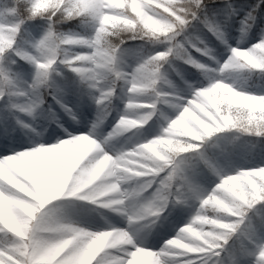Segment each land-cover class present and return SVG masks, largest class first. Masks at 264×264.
<instances>
[{
    "label": "snow or ice",
    "instance_id": "1",
    "mask_svg": "<svg viewBox=\"0 0 264 264\" xmlns=\"http://www.w3.org/2000/svg\"><path fill=\"white\" fill-rule=\"evenodd\" d=\"M117 20L131 35L113 42ZM239 67L264 74V0H0V264H264V160L229 167L206 139L264 136V87L225 77ZM135 100L149 118L157 101L172 112L117 148L113 125ZM22 113L47 131L22 134ZM177 125L186 135L172 143ZM78 201L127 224L76 219ZM166 222L175 231L156 246Z\"/></svg>",
    "mask_w": 264,
    "mask_h": 264
},
{
    "label": "trees",
    "instance_id": "2",
    "mask_svg": "<svg viewBox=\"0 0 264 264\" xmlns=\"http://www.w3.org/2000/svg\"><path fill=\"white\" fill-rule=\"evenodd\" d=\"M235 3H245L250 4L252 0H234ZM242 15V13H241ZM235 24L238 25L239 20L234 21ZM255 27V26H254ZM235 30V28L233 29ZM258 29H256L257 31ZM256 31L252 33L255 34ZM214 54H217L218 57L220 54V48H216L214 50ZM211 58V56L207 57ZM264 80V76L260 79V81ZM168 86H165V90H167ZM147 107V106H144ZM172 110V105L165 104L163 101H157V111L154 112L153 116L149 118V120L142 126H136V129H140V134L143 136H151L157 133L160 129L161 124L163 123V118L158 119V114L160 111L170 112ZM27 116V114H23ZM113 115H115V109L113 110ZM30 119V118H29ZM112 118L110 117L107 122L104 124L105 131L111 127ZM28 123L32 124V120H28L24 126L22 132L31 134L35 129V126L32 129L28 128ZM20 126V125H19ZM88 125L85 124L84 127ZM135 131V129H130L127 132L120 134L118 137L112 138L113 143L117 148H119L122 144H125V137L129 135V133ZM208 143L211 145V150L214 153H220L222 158L234 160L236 157V147L240 143H245L252 147H255V153L252 154L255 158L264 159V136H257L255 133H243L237 130H220L218 133H213L210 137L206 138ZM131 141H128L130 144ZM260 150V151H259ZM103 206H97L92 202L78 201L76 204L70 207V212L74 216V218L85 221L87 223L96 224L100 223L96 219L97 208H102ZM251 211V210H250ZM191 212L190 208H184L183 212L175 219L174 225L179 226V221L182 219H187ZM210 214V213H209ZM173 225H169L166 222L165 228L175 227ZM2 239V237H0Z\"/></svg>",
    "mask_w": 264,
    "mask_h": 264
},
{
    "label": "clouds",
    "instance_id": "3",
    "mask_svg": "<svg viewBox=\"0 0 264 264\" xmlns=\"http://www.w3.org/2000/svg\"><path fill=\"white\" fill-rule=\"evenodd\" d=\"M136 30L137 32H142V26L140 24L136 25ZM108 32L110 33L109 40L113 42H119L121 39L126 38L127 36L131 35L129 32L127 25L120 21L117 20L116 22L112 23L109 28ZM242 53L244 50H241ZM240 59L242 57H237L236 58V63H239ZM244 69L243 67L236 68L235 70H241ZM225 77L228 79L229 77H232V81L235 82L237 86H241L240 80L237 76H234L233 73L227 72L225 73ZM143 79V77H141ZM123 83V81L121 82ZM152 83H155L153 81ZM227 87V86H225ZM141 88L145 91V94L149 93L151 91V84H142ZM129 91H131V88H129ZM108 103L110 104L111 101L109 100ZM144 101L142 100H135V101H126L125 102V107H128L129 105L133 106V110L127 114H123L120 116V118L116 121L115 125H113L114 131V137H118L120 134H123L127 132L130 129H135V131L129 133V135H134L138 129H136V126L144 124L146 120L149 118L148 115L139 107L142 105ZM107 107V105H105ZM103 110V109H101ZM234 112L237 113L238 117L243 120L244 113L240 109H234ZM97 113H93V116L96 117ZM35 126L36 131H47V125L43 122V117L39 116L37 114L36 116L33 117L32 124L28 126L29 129H32ZM186 135L185 130L181 125H177L176 127L173 128V130L169 133V136L171 137V142L176 143V142H182V137ZM169 139L164 138L163 140L160 141V150L161 151H168L169 147ZM208 214L212 215L216 213V209L213 207H210L208 210ZM107 235V234H105Z\"/></svg>",
    "mask_w": 264,
    "mask_h": 264
},
{
    "label": "rangeland",
    "instance_id": "4",
    "mask_svg": "<svg viewBox=\"0 0 264 264\" xmlns=\"http://www.w3.org/2000/svg\"><path fill=\"white\" fill-rule=\"evenodd\" d=\"M253 31L250 30L249 34H248V39H246L245 41H243V44H247L250 43L251 40L257 39L258 38V32L254 35L252 33ZM239 35V29L237 27V29L232 30V42L235 43V37ZM227 53L223 52L222 55L220 57H218L219 60H223L224 56H226ZM208 61H210L212 66H215L216 61L212 60L211 58H206ZM231 72L233 73L234 76H237L240 80L241 83V87L242 88H246V89H254L256 87H264V80L260 81V79L264 76V74H261L260 76H257L255 71H249L248 69H241V70H231ZM227 73V72H226ZM229 81H232V77L228 78ZM172 110L169 112L171 113ZM22 115V114H21ZM22 117L25 119V121L30 120L29 117L27 116H23ZM88 127V126H87ZM87 127H80L79 130L80 131H84L86 130ZM18 128H20L21 130L23 129L22 126L18 125ZM36 130V129H35ZM260 151V150H259ZM255 153V147H252L250 145H247L245 143H240L237 145L236 147V157L234 160H230L231 163L228 165L229 167H231L232 165H252L257 161H262L264 159L262 158H255L254 156H252V154ZM99 210L97 211L96 214V219L98 221H101L100 223H103V218L101 216V213H103V215L107 216L114 224L120 225V226H124L125 224H127V220L126 217L114 212L112 209L109 208H98ZM186 219H182L179 221V224L183 223ZM137 226L139 224V222H134ZM132 227V226H130ZM163 234H157V230L153 229V232L151 234H149L148 239L150 241L155 240L156 246H159V244L162 242V240L164 238H166L168 235H171L174 233L175 231V227L172 228H163L160 230ZM143 234V229H141V233Z\"/></svg>",
    "mask_w": 264,
    "mask_h": 264
}]
</instances>
